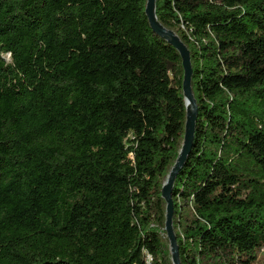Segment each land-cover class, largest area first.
<instances>
[{
    "label": "trees",
    "instance_id": "trees-1",
    "mask_svg": "<svg viewBox=\"0 0 264 264\" xmlns=\"http://www.w3.org/2000/svg\"><path fill=\"white\" fill-rule=\"evenodd\" d=\"M146 4L0 0V264H173L184 71ZM156 13L199 108L173 191L182 264H264V0Z\"/></svg>",
    "mask_w": 264,
    "mask_h": 264
},
{
    "label": "water",
    "instance_id": "water-1",
    "mask_svg": "<svg viewBox=\"0 0 264 264\" xmlns=\"http://www.w3.org/2000/svg\"><path fill=\"white\" fill-rule=\"evenodd\" d=\"M156 9L157 0H147L145 13L153 32L164 40H166L179 52L182 59V67L184 71L182 91L187 107L185 136L181 150L179 152V156L174 166L170 170V173L162 188V198L165 200L166 203V221L164 229L170 245L172 262L173 264H182L177 235L174 228L175 205L173 199V191L176 179L180 174L181 170L184 168L188 156L192 152L194 146L199 108L193 91L194 71L190 51L186 44L176 34V32L166 28L159 22Z\"/></svg>",
    "mask_w": 264,
    "mask_h": 264
},
{
    "label": "rangeland",
    "instance_id": "rangeland-1",
    "mask_svg": "<svg viewBox=\"0 0 264 264\" xmlns=\"http://www.w3.org/2000/svg\"><path fill=\"white\" fill-rule=\"evenodd\" d=\"M6 58H7V60H9V56H6ZM172 76V78H174V76L173 75H171ZM262 111V109L261 110H259L258 112H261Z\"/></svg>",
    "mask_w": 264,
    "mask_h": 264
}]
</instances>
